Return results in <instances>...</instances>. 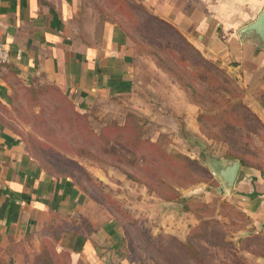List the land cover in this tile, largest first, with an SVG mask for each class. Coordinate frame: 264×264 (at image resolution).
I'll list each match as a JSON object with an SVG mask.
<instances>
[{
    "label": "rangeland",
    "instance_id": "obj_1",
    "mask_svg": "<svg viewBox=\"0 0 264 264\" xmlns=\"http://www.w3.org/2000/svg\"><path fill=\"white\" fill-rule=\"evenodd\" d=\"M140 7L82 0L76 17V25L109 23L127 34L136 59L131 94L82 104L57 85L18 81L6 126L48 174L73 178L116 221L118 247L104 244L109 264H264L242 197L264 178L262 84L229 60L206 58L199 34L193 44ZM228 159L241 163L231 194L211 170L213 160Z\"/></svg>",
    "mask_w": 264,
    "mask_h": 264
},
{
    "label": "crops",
    "instance_id": "obj_2",
    "mask_svg": "<svg viewBox=\"0 0 264 264\" xmlns=\"http://www.w3.org/2000/svg\"><path fill=\"white\" fill-rule=\"evenodd\" d=\"M131 2L190 42L199 34L198 48L206 58L229 60V68L253 75L264 90V49L239 38V31L263 12L264 0ZM80 9L82 0H0V40L10 52V63L0 66V252L6 264H32L48 227L63 228L57 251L84 264H109L104 244L121 236L116 221L105 219L72 179L45 172L6 126V107L20 81L27 87L57 85L82 104L129 95L136 88V59L127 34L109 23L99 30L76 25ZM259 114L264 124V109ZM247 186L245 208L260 229L249 240L263 245L264 178Z\"/></svg>",
    "mask_w": 264,
    "mask_h": 264
},
{
    "label": "water",
    "instance_id": "obj_3",
    "mask_svg": "<svg viewBox=\"0 0 264 264\" xmlns=\"http://www.w3.org/2000/svg\"><path fill=\"white\" fill-rule=\"evenodd\" d=\"M239 38L242 42H251L259 49H264V10L254 23L239 31ZM211 170L222 191L225 194H231L241 171L240 161L237 159L213 160Z\"/></svg>",
    "mask_w": 264,
    "mask_h": 264
},
{
    "label": "trees",
    "instance_id": "obj_4",
    "mask_svg": "<svg viewBox=\"0 0 264 264\" xmlns=\"http://www.w3.org/2000/svg\"><path fill=\"white\" fill-rule=\"evenodd\" d=\"M141 10H143L142 7H140ZM154 17V16H152ZM155 20L160 21L158 18L154 17ZM162 22V21H160ZM163 24H165L164 22H162ZM173 31H175L181 38L184 39L183 36L180 35V33L174 29L172 26L168 25ZM32 91L35 90L34 92H36V89H31ZM34 158V157H33ZM35 159V158H34ZM36 160V159H35ZM38 161V160H37ZM39 163V162H38ZM40 164V163H39ZM41 166V164H40ZM42 167V166H41ZM42 169L47 172L43 167ZM57 178V177H56ZM70 178V177H68ZM62 179V178H61ZM66 179V178H65ZM74 181L75 184L78 185V187L80 188V190H82L84 192V189L73 179L70 178ZM85 193V192H84ZM44 233V239L41 241V246H40V251L39 253L33 258L32 264H60L61 259H63L64 257L66 258L65 260H67V263L71 262V255L69 253H65V252H61L59 253L57 251V246L61 240V237L64 233L63 228H55V226L53 227H48L46 229H44L43 231ZM180 245L183 247V249H187V250H194L195 246L192 244H181ZM114 248H117L118 245L115 243ZM190 252V251H189ZM191 253V252H190ZM197 253V252H196ZM128 264H134L131 259L127 260ZM0 264H6V260L3 257L2 253L0 252ZM79 264H84L82 262H80Z\"/></svg>",
    "mask_w": 264,
    "mask_h": 264
},
{
    "label": "built area",
    "instance_id": "obj_5",
    "mask_svg": "<svg viewBox=\"0 0 264 264\" xmlns=\"http://www.w3.org/2000/svg\"><path fill=\"white\" fill-rule=\"evenodd\" d=\"M10 63V52L7 45L0 40V66Z\"/></svg>",
    "mask_w": 264,
    "mask_h": 264
}]
</instances>
